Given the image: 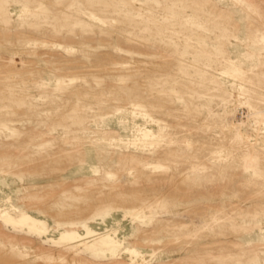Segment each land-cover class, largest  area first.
Listing matches in <instances>:
<instances>
[{
    "label": "rangeland",
    "instance_id": "obj_1",
    "mask_svg": "<svg viewBox=\"0 0 264 264\" xmlns=\"http://www.w3.org/2000/svg\"><path fill=\"white\" fill-rule=\"evenodd\" d=\"M0 264H264V0H0Z\"/></svg>",
    "mask_w": 264,
    "mask_h": 264
},
{
    "label": "bare ground",
    "instance_id": "obj_2",
    "mask_svg": "<svg viewBox=\"0 0 264 264\" xmlns=\"http://www.w3.org/2000/svg\"><path fill=\"white\" fill-rule=\"evenodd\" d=\"M9 62L12 63V60L9 59ZM130 253H131L132 255H136V252H135V251H131Z\"/></svg>",
    "mask_w": 264,
    "mask_h": 264
}]
</instances>
